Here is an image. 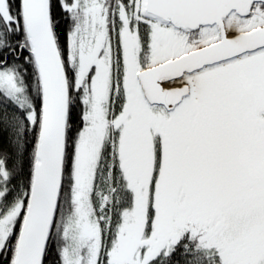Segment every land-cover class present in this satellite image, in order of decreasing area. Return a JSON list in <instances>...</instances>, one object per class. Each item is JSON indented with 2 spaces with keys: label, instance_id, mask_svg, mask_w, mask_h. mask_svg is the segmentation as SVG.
I'll use <instances>...</instances> for the list:
<instances>
[{
  "label": "snow or ice",
  "instance_id": "6c2138e0",
  "mask_svg": "<svg viewBox=\"0 0 264 264\" xmlns=\"http://www.w3.org/2000/svg\"><path fill=\"white\" fill-rule=\"evenodd\" d=\"M0 264H264V0H0Z\"/></svg>",
  "mask_w": 264,
  "mask_h": 264
}]
</instances>
